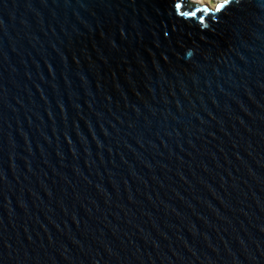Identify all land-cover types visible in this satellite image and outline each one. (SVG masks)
I'll use <instances>...</instances> for the list:
<instances>
[{"label":"water","instance_id":"water-1","mask_svg":"<svg viewBox=\"0 0 264 264\" xmlns=\"http://www.w3.org/2000/svg\"><path fill=\"white\" fill-rule=\"evenodd\" d=\"M173 3L0 0V264H264V0Z\"/></svg>","mask_w":264,"mask_h":264},{"label":"snow or ice","instance_id":"snow-or-ice-1","mask_svg":"<svg viewBox=\"0 0 264 264\" xmlns=\"http://www.w3.org/2000/svg\"><path fill=\"white\" fill-rule=\"evenodd\" d=\"M245 0H222L220 3H216L215 7H210L203 0H192L190 10H183L185 4L180 2L173 3L174 12L179 14L181 17H185L191 20H197L201 25H206V22L211 20L217 14H222L224 11L231 10V6L241 5ZM219 19V17H217Z\"/></svg>","mask_w":264,"mask_h":264},{"label":"rangeland","instance_id":"rangeland-1","mask_svg":"<svg viewBox=\"0 0 264 264\" xmlns=\"http://www.w3.org/2000/svg\"><path fill=\"white\" fill-rule=\"evenodd\" d=\"M189 1L192 3V0H189ZM215 1H217V0H203L204 3H208L211 6H214Z\"/></svg>","mask_w":264,"mask_h":264},{"label":"bare ground","instance_id":"bare-ground-1","mask_svg":"<svg viewBox=\"0 0 264 264\" xmlns=\"http://www.w3.org/2000/svg\"><path fill=\"white\" fill-rule=\"evenodd\" d=\"M215 6V5H214Z\"/></svg>","mask_w":264,"mask_h":264}]
</instances>
